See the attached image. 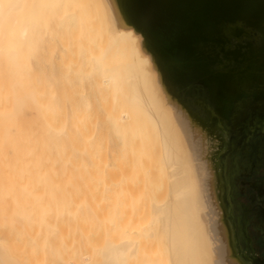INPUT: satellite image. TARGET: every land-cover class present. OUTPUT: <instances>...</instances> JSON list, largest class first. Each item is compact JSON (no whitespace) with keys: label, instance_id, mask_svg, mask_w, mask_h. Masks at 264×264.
<instances>
[{"label":"bare ground","instance_id":"1","mask_svg":"<svg viewBox=\"0 0 264 264\" xmlns=\"http://www.w3.org/2000/svg\"><path fill=\"white\" fill-rule=\"evenodd\" d=\"M92 2L102 8L104 27L82 25L92 11L83 9ZM51 22L59 26L45 37L41 31L50 32ZM54 53H58L56 67L51 61ZM86 80L91 92L102 101L105 118L101 126L97 122L100 111L96 95L95 101L92 94L85 95L83 89L80 92ZM213 109L219 113V120ZM250 133H264V0H0V228L6 227L0 229V239L11 234L10 249L22 245L23 251L27 244L31 246L15 257L4 246L8 242H3L0 264H72L66 262L68 251L76 250L79 244L71 245V237L68 244L61 232L70 228L75 231L70 224L64 229V218L69 213L77 216L78 207L74 208L75 214L71 210V199L76 196L67 188L68 196L60 191L65 197L59 198L47 182L70 180L76 165L84 169L82 165L93 164L88 167L93 172L98 171L95 166L117 168L108 167L111 171L126 167L135 174L136 167H142L144 173V167L151 163L154 169V162L159 163L161 171L165 166L163 176L168 174L170 178H166V202L157 204L158 200L151 205L153 220L158 224L155 231L142 227L147 224L145 216L149 215L145 212L149 208L142 205L143 212L135 201L145 222L139 215L135 217L136 208L134 212L130 209L131 218L127 217L129 209H120L123 219L126 215L120 227L119 215L115 218L114 214L113 220L109 215L111 222L100 216L118 225L111 227L117 230L112 233L116 238L105 227L113 240L109 237L110 243L104 239L108 245L98 255L101 259L96 256L97 262L90 261L86 252V260L80 263L127 264L138 257L136 264H254L242 250L230 197V160ZM81 169V173L87 170ZM93 172L89 174L95 179L99 174ZM153 172L158 171L150 172L155 176ZM133 174L125 176L131 179ZM112 175L114 178L115 173ZM153 177L154 184L159 183L161 178ZM137 180L141 182L140 177ZM166 180L158 181L163 185ZM129 183L132 192L137 193L136 182ZM112 192V196L120 193ZM129 195L133 202L135 197ZM96 198L98 201L102 194ZM122 198L130 206L129 198L124 200L118 195L119 206L124 205ZM113 200L109 202L112 207ZM126 204L123 209L130 208ZM104 219L99 221L102 228L107 221ZM50 227L62 237L57 234L61 240L52 239V244L56 241L58 246L64 238L67 244L61 246L73 248L56 249L54 243L47 251L35 237L32 244L27 242L32 231L39 234ZM53 227L64 230L57 232ZM49 232H44L45 241L50 239ZM25 235L29 240H24ZM152 238L155 242H150ZM157 238L163 241L164 249L155 246ZM115 239L119 240L112 242ZM103 241L98 243H106ZM147 241L155 248L142 250ZM140 244L144 247L139 250ZM91 247L87 251L92 252ZM53 250H67V254L62 253L67 259L56 257L55 263H49Z\"/></svg>","mask_w":264,"mask_h":264},{"label":"rangeland","instance_id":"2","mask_svg":"<svg viewBox=\"0 0 264 264\" xmlns=\"http://www.w3.org/2000/svg\"><path fill=\"white\" fill-rule=\"evenodd\" d=\"M92 8V11H91V13H89V15H86V23L85 24H82L84 27H87V26H101V27H104V25H105V23L103 22V19H104V17H103V13H102V8H100L99 6H98V4L96 3H94V2H92L91 3V6L89 7H85L83 10H90ZM95 11H97L96 13H95ZM62 15V14H61ZM61 15H60V17H61ZM51 19H57V18H51ZM93 24V25H92ZM74 26V25H72V24H69V26ZM58 23H54V22H51L50 23V25H49V29L51 30L50 32H46V31H41V34L43 35V36H45V37H47L48 35H50V34H52V33H54L53 32V30H55L56 29V27L58 28ZM56 31H58V30H56ZM60 33V32H59ZM46 49L48 50V48L46 47ZM57 54V55H56ZM56 59H55V58ZM58 53H54V55H53V58H52V63L53 62H55V60L56 61H58ZM46 61V60H45ZM59 62V61H58ZM54 64V66L56 67L58 64H56V62L55 63H53ZM44 66L46 65V68H49V64L47 63V62H44V64H43ZM48 66V67H47ZM54 66H52V67H54ZM61 72V71H60ZM88 82V80H86V81H83V83H86V85H87V87H86V85L84 84L83 85V87L80 89V92H82L83 90V93L86 95V94H92V96H93V98L95 97V95H96V93H94V92H91V89H90V84H89V82ZM61 83V82H60ZM89 85V86H88ZM83 89V90H82ZM88 90V91H87ZM94 93V94H93ZM76 94V97L77 98H79L80 96H77V92L75 93ZM78 95H79V92H78ZM74 97H75V95H74ZM96 100H95V98H94V100L96 101V102H99V103H97L96 104V107H97V109H98V118H97V122H98V124H99V126H101L102 125V122H103V120H104V111H103V109H102V106H101V100H100V98H99V96L98 95H96ZM68 105V104H67ZM100 105V106H99ZM100 107V108H99ZM213 111H214V113L216 114V117L218 118V120H219V113L216 111V110H214L213 109ZM100 117V118H99ZM101 120V121H100ZM100 122V123H99ZM154 146H157V144H154ZM154 149H156L157 150V147H155ZM251 152V153H250ZM155 163V165L157 166H155V168L153 169V167L154 166H152L151 164H153V163H151V164H149V165H147L146 167H144V169L146 170V169H148L151 173H152V171H158L160 174H161V176L160 175H157V174H159L158 172H157V174L155 173V172H153V174H156L155 176H157V179H158V176L161 178V179H158V180H161V182H162V180L164 179V180H166V178H167V176H168V179L170 180V178H169V175L167 174V176H163V174H165V173H163V171H164V168L166 169V167L164 166H162L163 167V171H161L162 169H160L161 167H160V165H159V163H157V162H154ZM94 166L93 164H89V166ZM81 166V165H80ZM87 166V167H86ZM88 166V164L87 165H82L81 167L82 168H84V169H87V170H85L86 171V173L87 174H89V172H93V171H91V167L90 168H88L89 167ZM107 166V165H106ZM106 166H100L104 171L106 170L107 171V175L109 174L110 175V177H109V175H108V179H110V178H112L113 177V175L112 174H114L115 173V176H114V178H112L114 181L113 182H111L112 181V179H110L111 181L110 182H108L109 180L108 179H106V176L107 175H105V173H106V171H105V173L103 172V170L101 169V168H99V166H95L94 168L96 169V167L98 168V171H94L93 173L95 174V175H98L99 174V176H95L94 174L92 175L93 177L95 176V179L93 178H91V173L89 174L90 176L88 177L85 173H84V176H83V172H85V171H82V173H81V171H79V169H81L79 166H73V168H72V172H73V174H72V176L73 177H71V179L70 180H66L65 178H60V181H55L56 183L57 182H60V183H58V184H56L54 181L53 182H47V184L46 185H48V186H51L52 187V190H53V193L55 192V189L57 190L56 191V193H55V195L57 196V197H59V198H64L65 196H68V194L69 193H67V192H69L68 191V189H70V190H72V192L70 191V193H72L74 196H76L75 197V199H76V203L78 204L77 206H75L76 204H74L73 203V201L75 200V199H71V204H72V207H73V209H72V207H71V210H74V208H80V209H84V210H86L85 212H84V210L82 209V210H80V209H75V210H77L76 212H77V216L76 215H73V213H72V211H71V213H72V215L73 216H75V217H72L71 215H67L65 218H64V221H66V225H64V229H66V228H70V227H75V231H73L72 230V228H70L71 229V231H73L74 232V238H73V236H71V234H73V233H71V231L69 232H66L67 230H70V229H66V230H64V229H62V230H59L58 228H60V227H56V228H54L53 227V230H55V229H57V232H61V231H63V232H61V234H63V235H65V239L67 240V239H70V237H71V239L73 238L74 239V241L73 240H71L70 239V243H71V245H73L74 246V244L76 245V243L75 242H77L79 245H76L77 247H74V248H76V250H74V249H72V250H70V251H68V254H67V250H68V247H69V249H71V248H73V247H71V245L70 246H67V245H62L63 247L65 246V248H66V246H67V250L66 251H60V250H56L57 251V253H55V249L52 251V254H49V257H48V261H49V259H51L50 261H49V263L50 262H54L55 263V261H57V258L60 260V259H64V260H66L67 258H65L64 257V255L65 254H62L63 252H65L66 254H67V257L69 256L70 258H69V260L67 259L66 260V262H72V264H76V263H82L84 260H86V258L88 257L89 259H90V261H95V262H97L96 260H99V259H101V257H99L100 255H101V251L103 250V248L106 246V244H107V242L106 241H109L110 240V238H111V240H113V238H116V235L113 237L112 236V233H114V232H116L117 230L115 229V227H117L118 225H116V224H114V222H112V223H109V221L111 222V219L113 220V218H114V214H115V216L116 215H119V217L121 218V220H120V218H118V216H116L115 218H118L117 219V222L119 221L120 222V224H119V226L118 227H120L121 226V222L122 223H124L125 221H126V215H125V221H124V219H123V217H122V215L120 214V212H121V208H122V211H125V209L127 210V209H129L128 210V215L129 216H127V217H130L131 218V215H132V212H134L135 211V208H136V211L137 212H135L136 213V218H138V215H139V212H138V207L136 206L137 204H138V206H139V204H140V209L143 207V206H145V208L147 207V208H149V211H146L145 213H147L149 216L147 217V216H145L146 217V220H147V218H148V220L145 222L144 221V219H145V217H144V215L142 216L143 217V219H142V217L139 215V217H141L140 219L141 220H143V222H145V223H147V224H142L143 226L142 227H148L151 231H155V226L156 225H158L157 224V222H155L154 220H153V217H152V212H151V210H152V203H157L158 202V200H159V203H157V204H163V203H165L166 202V200L168 199V193H165V195H164V192H168V188L166 187V186H168L169 185V180H166L167 182H165V181H163L164 183H163V185H161L162 183H160V181H158L157 180V182H159V183H157V184H154V182H156V180H155V176L153 177L152 175H150V172H148V170H147V172L149 173V174H147V172L144 170V173H142L143 171H142V167H136V169L134 170V168H133V170L134 171H136L137 170V173H135V174H137L138 176H136L135 174H133L134 172H131V170H130V168L128 169V168H126V167H119L118 168V170H116L115 169V171H111V170H113L114 169V167H113V169L108 165L107 167ZM152 167L151 169L149 168V167ZM77 167H79V168H77ZM108 167H110L111 168V170H107L108 169ZM106 168V169H105ZM109 168V169H110ZM121 168V169H120ZM122 168H125L127 171H125L126 173H124V170L122 169ZM157 168V170H155ZM230 168H231V171H230V178H231V180H230V197H231V201H232V204L234 205V211H235V213H236V216H237V221H238V227H239V236H240V238H241V243H242V250H243V252H244V254H246L247 256H248V259L250 260V261H252L254 264H264V133H261V134H258V135H253V133H250V135H249V137L247 138V141H246V143H244L242 146H240L236 151H235V153H234V155H233V157L231 158V160H230ZM84 169H81V170H84ZM88 169H90V171L88 170ZM99 169H100V171H99ZM131 169H132V167H131ZM97 170V169H96ZM102 170V171H101ZM119 170L121 171V174L122 173H124L125 175H127L128 176V172H131V175H129V176H132V174L134 175V177H130L132 180H134L136 183H135V186L136 187H134L135 189H137L136 190V192L137 193H134V192H132L133 190H131V188H130V186H131V183H129L130 181H132L131 179H128L127 178V176H123V174L121 175L120 174V172H119ZM132 170V171H133ZM123 171V172H122ZM161 171V172H160ZM166 171V170H165ZM96 172H97V174H96ZM99 172V173H98ZM100 172L102 173L103 172V174H101V177H100ZM109 172V173H108ZM114 172V173H113ZM119 172V173H118ZM146 172V173H145ZM80 174V175H79ZM122 176L121 178H120V175ZM130 174V173H129ZM145 174V175H144ZM81 175L83 176V178L81 177ZM103 175H105V176H103ZM152 176L153 178H154V180L155 181H153L152 180V177L150 178V179H148L147 178V176L148 177H150V176ZM128 176V177H129ZM142 176V177H141ZM76 177H78L77 179H76ZM103 177V178H102ZM115 177H117V178H115ZM136 177V178H135ZM138 177H140L141 178V182L140 181H138L137 180V178ZM162 177H163V179H162ZM165 177V178H164ZM75 179V181H73L72 179ZM92 180H95V181H92ZM125 178V179H124ZM102 179V180H101ZM122 179V180H121ZM126 179H127V182H128V184H126L127 182H126ZM61 180H63V181H61ZM100 180V181H99ZM116 180V181H115ZM121 180V182H119ZM148 180V181H147ZM104 182V184H103V182ZM125 181V183L123 184V182ZM138 182H140V184L138 183ZM53 183V184H52ZM101 183V184H100ZM118 183H120V184H118ZM138 183V184H137ZM147 183V184H146ZM167 185H166V184ZM43 184V183H42ZM61 185V187H60V185ZM73 184V185H72ZM103 184V185H102ZM111 184V185H110ZM116 186H115V185ZM130 184V185H129ZM137 184V185H136ZM158 184H160V185H158ZM57 185V186H56ZM92 185V186H91ZM95 185V186H94ZM99 185H100V187H99ZM105 188L104 190L102 189L103 187ZM110 185V186H109ZM120 185H122V187L120 186ZM139 185V187H137ZM143 185V186H142ZM148 188V186H150L151 188L149 189L151 192H152V190L153 191H157V193H153L154 195L152 196V193L151 192H149V190H146L145 188V186ZM68 186V187H67ZM87 186H88V188H87ZM99 188H98V187ZM108 186V187H107ZM113 186V187H112ZM126 186V193L124 192V187ZM128 186V187H127ZM160 186H162V188H159ZM54 187V188H53ZM92 188V190H91V188ZM95 187V188H94ZM117 187H120V188H117ZM167 188V191H166V188ZM68 188V189H67ZM106 188H108V189H106ZM122 188H123V190H122ZM128 188H130V189H128ZM132 188H133V185H132ZM61 189V190H60ZM62 189L64 190V192L62 191ZM78 189V190H77ZM99 189V190H98ZM103 190V192H102V190ZM111 189H114V192L116 191H118V192H120V193H118V194H116V196H117V198H118V195H119V197L120 196H124V200L126 199H128L129 201L128 202H130V203H128L130 206H128L125 202H127V201H123V198H122V200H121V204H124V205H122V207L121 206H119V201H120V198L118 199L119 201H116V199L117 198H115V200H113L114 199V197H116L115 196V194H113V196L111 195ZM120 191H119V190ZM152 189V190H151ZM81 190H82V193H83V195H82V193H81ZM89 190V191H88ZM106 190V191H105ZM128 190V191H127ZM131 190V191H130ZM143 190V191H142ZM145 190L147 191V192H145ZM164 190V191H163ZM62 192L65 196H63L61 193H58V192ZM95 191H96V193H95ZM109 191H111V192H109ZM130 191V192H129ZM135 191V190H134ZM66 192V193H65ZM91 194V195H89V193ZM105 192V193H104ZM107 192H108V194H110L109 196L111 197L112 196V199L107 195ZM114 192H112V193H114ZM122 192H123V195H122ZM129 192V193H128ZM143 192V193H142ZM149 192V193H148ZM75 193V194H74ZM85 193V194H84ZM98 193H101L102 194V198H100L98 201H97V198L95 199V197L96 196H99V197H101V194H98ZM148 194V197L150 198H148L147 197V195L145 196V194ZM151 193V194H150ZM58 194H60L59 196H58ZM71 194V195H72ZM121 194V195H120ZM129 194H131V196H132V198H138V196H139V199H136V200H134V199H132L133 200V202L131 201V197H127V196H130ZM160 195L159 197H158V195ZM70 195V196H71ZM72 195V196H73ZM83 197H82V196ZM87 197H86V196ZM107 197H109L110 199H111V201L113 200L114 202H113V206L114 207H112L111 205H110V203L109 202H111V201H108V200H110V199H105L106 200V202H105V200H102L103 198H105L106 196ZM134 195H136V196H134ZM138 195V196H137ZM150 195V196H149ZM71 196V197H72ZM73 196V197H74ZM95 196V197H94ZM143 196V197H142ZM157 196V197H156ZM72 197V198H73ZM79 197H82V198H79ZM144 197H147L148 198V200H147V198H144ZM153 197V198H152ZM160 197H161V199L162 200H160ZM79 198V199H78ZM85 198V199H84ZM141 198V199H140ZM143 198H144V200H143ZM155 198H157V199H155ZM159 198V199H158ZM46 199V198H45ZM80 199H81V203H80ZM90 199L93 201L92 203H93V206H92V203L90 202ZM78 200V201H77ZM84 200V201H83ZM140 200H141V202H140ZM95 201H97V205H95ZM135 201H137V204H135L134 202ZM138 201H139V203H138ZM162 201V202H161ZM75 202V201H74ZM82 202H83V205H82ZM87 202H89V203H87ZM117 202V203H116ZM143 202V203H142ZM146 204H145V203ZM148 202V203H147ZM101 203V204H100ZM105 203H106V206H105ZM131 203H134V205L133 204H131ZM80 204V205H79ZM98 204H99V206H98ZM107 204H108V206H107ZM118 204V205H117ZM120 204V205H121ZM125 204L128 206V207H130V208H124L123 209V206H125ZM74 205V206H73ZM102 205H104V206H102ZM116 205H117V207L119 206L120 208H116ZM133 205V206H132ZM143 205V206H142ZM91 208H90V207ZM95 206H96V208H95ZM110 206V207H109ZM126 206V207H127ZM99 207L101 208V209H99ZM103 207V208H102ZM90 208V209H89ZM111 208H112V210H111ZM146 208V209H147ZM107 209H109V210H107ZM118 209H119V211H118ZM130 209H132V212H131V210ZM133 209H134V211H133ZM140 209H139V211H140ZM75 210H74V214L76 213L75 212ZM142 211H143V209H141ZM145 210V209H144ZM148 210V209H147ZM87 211H88V213H87ZM97 211V212H96ZM101 211V212H100ZM103 211V212H102ZM115 213H114V212ZM116 211H118L117 212V214H116ZM81 212V213H80ZM82 212H83V214H82ZM109 212V213H108ZM113 212V213H112ZM141 212V211H140ZM144 212V211H143ZM150 214H149V213ZM101 213H102V215H101ZM113 214V215H111V214ZM127 213H125L124 212V214H127ZM134 213V214H135ZM145 213H143V214H145ZM85 214H87V215H85ZM94 214V215H93ZM99 215V217L97 218V216ZM105 214H108V215H105ZM141 214V213H140ZM81 215H83V216H81ZM85 215V216H84ZM91 215H92V217L93 218H89V217H91ZM97 215V216H96ZM103 215L104 216H106V218H108L109 219V215L111 216L110 218L111 219H109V221H108V219H104V218H102L103 217ZM142 215V214H141ZM151 215V216H150ZM242 215V216H241ZM100 216H102V217H100ZM112 216H113V218H112ZM124 216V215H123ZM134 216V215H133ZM71 217V218H70ZM78 217V218H77ZM81 217H83L84 219L86 218V217H88V218H86L85 220L84 219H81ZM135 217L133 218V219H135ZM68 219V220H65V219ZM74 218H76V220L74 219ZM80 218V219H79ZM96 220H95V219ZM100 218H101V220H107V221H104L105 222V224L103 223V226H104V228H102V224H101V222L99 223V221H101L100 220ZM72 219V220H71ZM79 219V220H78ZM91 219V220H90ZM93 219V220H92ZM99 219V220H98ZM123 219V220H122ZM132 219V220H133ZM140 219H139V222H142V221H140ZM75 220V221H74ZM81 220H84V221H81ZM90 220V221H89ZM136 220V219H135ZM68 221L70 222H72V224H74V225H76V226H72V224H71V222L70 223H68ZM74 221V222H73ZM86 221V223L89 225H87L86 223H84ZM89 221V222H88ZM95 222V224H94V222ZM96 221H98V224H96L97 222ZM115 221V220H114ZM138 221V220H137ZM240 221V222H239ZM78 222H79V224H78ZM82 224H81V223ZM94 224V226H95V228L97 229V231L95 232V228H92V227H94V226H92L93 224ZM108 222V223H107ZM117 222H115V223H117ZM118 222V223H119ZM243 222V223H242ZM90 223H91V225H90ZM117 223V224H118ZM132 222H131V220H130V224H131ZM135 223H137V222H135ZM240 223V224H239ZM69 224H70V227H69ZM109 224V225H108ZM114 224V225H113ZM132 224H134V223H132ZM138 224V223H137ZM63 225H61V228H63ZM79 225V226H78ZM96 225H97V227H96ZM108 225V226H107ZM116 225V226H115ZM136 225V224H135ZM113 226H115L114 227V229H112L113 228ZM132 226V225H131ZM134 226V225H133ZM141 226V223H139V227ZM0 227H2V226H0ZM82 229H81V228ZM84 227H85V229H84ZM89 228L88 229V231H87V228ZM105 227H108V229H111V233H110V230L109 231H107V229L105 228ZM110 227V228H109ZM112 227V228H111ZM138 227V226H137ZM241 227H242V229H241ZM3 228H6V227H3ZM3 228H0V229H3ZM46 228V227H45ZM44 227H42V229H45ZM51 228V229H50ZM50 228H47L49 231H51V233L49 232V231H44V230H40L39 231V234L41 233V235H42V237H39V236H41V235H39V234H37V233H35L34 231H32L33 233H31L30 235H32L31 237L30 236H28L29 237V239L31 238V240H32V238L33 237H35V239H36V241L38 240H40L39 242L40 243H38V244H42V243H44L42 246H43V249H45V250H47V251H49V248H53V245H54V243L57 241V242H59L61 239L60 238H62L61 237V234H59V233H56L55 234V232H56V230L55 231H52V227H50ZM91 228V229H90ZM80 229V230H79ZM104 229H106V230H104ZM5 230V229H4ZM94 230V231H93ZM101 230H104V231H106V233L104 232V231H102V233H101ZM116 230V231H115ZM245 230V231H244ZM82 231V232H81ZM84 231H87V232H84ZM92 231V232H91ZM100 231V232H99ZM113 231V232H112ZM243 231V232H242ZM44 232L46 233H50V235H49V237H50V239L48 238V241H45V237H46V240H47V236L44 234ZM120 232V231H119ZM8 234L7 233V231L6 232H4V235L5 236H7L6 234ZM83 233V234H82ZM98 233L100 234H102L103 236H101V234L100 235H98ZM108 233H110V236H112V237H110L109 235H108ZM54 234V235H53ZM57 234L60 236V238H59V236L57 237ZM80 234H82L83 235V237H82V235H80ZM87 234H88V237H86L87 236ZM105 234V235H104ZM118 234V237L121 235L120 233H117ZM36 235H39V236H37L36 237ZM45 235V236H44ZM62 235V236H63ZM70 235V236H69ZM92 235V236H91ZM27 235H25L24 237V240H29V239H26L27 237H26ZM54 236V237H53ZM67 236H69L68 238H66ZM80 236V237H79ZM92 237V238H90V237ZM97 237V238H95V237ZM104 236L107 238H104ZM10 237H12L11 236V234H9V237H7V238H5L4 236H3V238L2 239H0V244H2V245H4L6 242H10V240H12V239H10V240H8ZM44 237V238H43ZM64 237V236H63ZM85 237V238H84ZM110 237V238H109ZM43 238V239H42ZM81 238V239H80ZM98 238H99V240H98ZM109 238V239H108ZM52 239L53 240H56L55 242H53V244H52V242H50V240L52 241ZM64 239V238H63ZM62 239V243L63 244H65L66 242H64L65 241V239L63 240ZM83 239V240H82ZM88 239V240H87ZM95 239H96V241H95ZM100 239H101V241H103L104 239L106 240H104L106 243H104V244H102V243H98V242H101L100 241ZM31 240H29V241H27V242H29V244H32V242H33V240L31 241ZM59 240V241H58ZM81 240V241H80ZM84 240H86V241H84ZM91 240V241H90ZM117 240H119V239H117ZM117 240L115 239L114 241H112V242H117ZM136 240H138L137 238H136ZM154 240V242H155V240H156V238L154 239V238H152L151 240H150V242H152ZM31 241V242H30ZM37 241V242H38ZM68 241V240H67ZM83 241V242H82ZM89 241V242H88ZM93 241V242H92ZM103 241V242H104ZM3 242H5V243H3ZM8 242V243H9ZM11 242H14V240L13 241H11ZM17 242H20V240L19 239H17ZM26 242V243H27ZM74 242V243H73ZM84 242H86L85 244H84ZM90 242H92V243H90ZM95 242V243H94ZM110 243H111V241H109ZM108 242V243H109ZM149 242V243H150ZM157 243L159 242L158 241V238H157V241H156ZM6 243L4 246H6L7 248H9V250H10V252L13 254V255H17V256H15V257H19L26 249H29L30 250V245H26V246H28V247H25L26 249H24L23 251H22V248H20V247H23L22 245L21 246H14V248H15V250L13 251V249L14 248H12V249H10V247L12 246V245H10L11 243ZM48 243V244H47ZM62 243H60V244H58V246H57V243H55V245H54V248H55V246H57L56 247V249H61V248H63L62 246H61V244ZM68 244H69V241L67 242ZM66 243V244H67ZM73 243V244H72ZM80 243H82V244H80ZM90 243V244H89ZM97 243V244H96ZM148 243V241H147V243H144L143 245L145 246H142V248H141V244L139 245L140 247H139V250L140 249H142V250H144L146 247L148 248L149 247V249L148 250H150V249H152V248H155V246H157V247H160L161 249H164L165 247V245H164V243H163V241L159 244H157V245H153L154 243H151V244H149ZM46 244V246H44ZM88 244V245H87ZM91 244H92V247H91ZM149 244V245H148ZM9 247H8V246ZM52 245V246H51ZM90 245V246H89ZM94 245H98L97 247L95 246L94 247ZM102 245H103V247H102ZM108 245V244H107ZM148 245V246H147ZM250 245V246H249ZM30 246V247H29ZM41 246V247H42ZM51 246V247H50ZM82 246V247H81ZM59 247H61V248H59ZM71 247V248H70ZM87 247V248H86ZM92 248L91 250H92V252L91 251H87V249L89 250V248ZM102 247V248H101ZM164 247V248H163ZM19 248V249H18ZM64 248V249H65ZM78 249V250H77ZM95 249H96V251H95ZM18 250V251H17ZM73 250H74V253H73ZM83 250V251H82ZM253 250V251H252ZM16 251V252H15ZM14 252H15V254H14ZM20 252V253H19ZM22 252V253H21ZM54 252V253H53ZM86 252H88V254L86 253ZM18 253V254H17ZM69 253H70V255L72 256H70L69 255ZM80 253V254H79ZM251 253V254H250ZM55 254V255H54ZM58 254V255H57ZM87 256H85V255ZM57 255V256H56ZM94 255V256H93ZM99 255V256H98ZM96 256H98V258H95ZM57 257V258H56ZM86 257V258H85ZM54 258V259H53ZM85 258V259H84ZM255 258V259H254ZM133 259V262L131 261ZM130 261H128V263L127 264H130L129 262H132L133 264H136V262H137V259H138V257L137 258H135L136 260H134V258H132ZM166 262V261H165ZM80 263V264H81ZM165 264H168L167 262L165 263Z\"/></svg>","mask_w":264,"mask_h":264}]
</instances>
